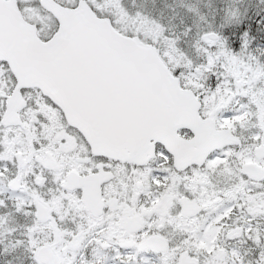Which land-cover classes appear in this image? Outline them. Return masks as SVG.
Returning <instances> with one entry per match:
<instances>
[{"label": "snow or ice", "instance_id": "snow-or-ice-1", "mask_svg": "<svg viewBox=\"0 0 264 264\" xmlns=\"http://www.w3.org/2000/svg\"><path fill=\"white\" fill-rule=\"evenodd\" d=\"M162 2L0 0L3 264H264V36Z\"/></svg>", "mask_w": 264, "mask_h": 264}, {"label": "trees", "instance_id": "trees-1", "mask_svg": "<svg viewBox=\"0 0 264 264\" xmlns=\"http://www.w3.org/2000/svg\"><path fill=\"white\" fill-rule=\"evenodd\" d=\"M249 11L244 21V25L249 27L253 34L258 37L264 36V21H261V17H264V4L260 3V0H249ZM158 7H163L162 0H158ZM257 21H260L257 23ZM261 44H264V40H260ZM0 264H3V258H0Z\"/></svg>", "mask_w": 264, "mask_h": 264}]
</instances>
